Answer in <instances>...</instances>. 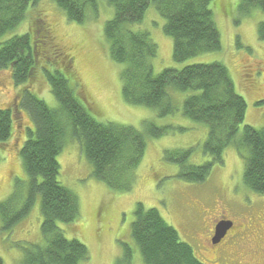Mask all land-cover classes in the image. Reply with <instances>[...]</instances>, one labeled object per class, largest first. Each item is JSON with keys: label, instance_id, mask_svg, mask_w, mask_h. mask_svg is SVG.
I'll use <instances>...</instances> for the list:
<instances>
[{"label": "trees", "instance_id": "trees-1", "mask_svg": "<svg viewBox=\"0 0 264 264\" xmlns=\"http://www.w3.org/2000/svg\"><path fill=\"white\" fill-rule=\"evenodd\" d=\"M42 1L68 23L79 25L89 14H97L104 3L112 16L104 23L103 42L109 59L122 66L119 75L124 102L156 110L159 118L179 110L180 118L206 127L202 152L210 160L190 164L193 147L164 153V158L178 167L181 180L203 183L216 165L223 164V151L232 147L245 156L242 186L251 193L264 194V129L243 124L246 103L236 93L227 69L218 62L191 63L154 74L157 45L139 26L152 3L164 20L163 33L172 39L175 63L218 52L221 43L211 7L214 0H0V75H7L4 80L19 86L12 94L15 97L5 106L0 104V147L13 140L16 114L25 112L33 127L28 129L19 152L28 186L22 194L16 185L6 201L0 202V220L11 230L28 215L38 196L42 216L43 243L24 249L23 264L89 263L87 248L76 239H66L58 228V224H71L79 217L77 197L57 179V156L68 132L91 164L93 177L112 190L126 191L136 180L133 174L142 161L148 137L157 139L170 130V126L149 121L143 122L141 131L98 120L80 94L73 57L65 56L52 42ZM220 2L217 0L214 10L222 7ZM254 9L263 13L264 0H238L240 17ZM21 27L24 31L18 33ZM257 33L264 40V22L258 25ZM37 75L48 84L55 108H50L32 87ZM170 89L187 95L175 104L168 94ZM5 99L0 97V101ZM133 214L130 237L143 264H203L156 209L137 204ZM114 264H133L132 250L122 245V255Z\"/></svg>", "mask_w": 264, "mask_h": 264}, {"label": "rangeland", "instance_id": "rangeland-1", "mask_svg": "<svg viewBox=\"0 0 264 264\" xmlns=\"http://www.w3.org/2000/svg\"><path fill=\"white\" fill-rule=\"evenodd\" d=\"M220 1V8L218 6L214 10L217 0L211 5L220 35V50L180 64L172 59L173 42L162 31L164 20L155 10L154 4L148 6L139 26L149 33L157 45L158 56L153 61V71L157 74L164 68H180L191 63L222 64L230 75L236 93L246 103L243 124L262 130L264 40L258 38L257 27L264 22V12L254 9L250 15L240 17L238 0ZM42 4L48 13L47 22L54 37L52 42L65 56L70 54L73 57L80 94L99 121L129 125L141 131L144 121L170 126V130L162 137H148L142 161L133 174L136 180L131 181L130 189L126 191L112 190L93 177L91 164L81 154L78 141L68 132L66 143L57 156V179L77 197L79 217L71 224H58L63 235L68 240H78L87 248L88 264H114L122 255V245L132 250L133 264H143L130 237L133 212L136 205L141 204L144 209H156L161 218L176 230L180 240L191 247L199 261L204 264H230L211 259L213 254L205 244V229L220 214L242 225L244 219L249 228L256 227L260 221L264 223V195L251 193L242 186L244 156L228 147L222 153L223 164L216 165L203 183L191 184L181 180L177 175L178 167L165 159L164 153L193 147L190 164L201 165L210 160L202 152L206 127L192 125L180 118L179 110L174 115L159 118L156 110L124 102L119 75L122 66L109 59L103 42L104 23L112 16V10L104 3L98 7L97 14H89L88 20L82 25L68 23L50 4L44 6L45 1ZM22 28L17 32H23ZM6 77L5 74L0 75V87L3 88L0 97L6 98L0 101L2 106L19 89L4 80ZM32 87L50 108L57 106L41 75H37ZM168 94L173 103L176 101L175 104H179L187 95L175 89H170ZM13 122V140L6 147H0L1 203L13 193L16 185L21 187L22 194L28 186V176L19 152L28 138V129L32 130L33 127L25 112L16 114ZM121 182L126 185L127 181L122 179ZM41 223L39 196L28 215L11 230L4 228L5 223L0 220V259L3 264H23L24 249L43 243ZM245 236L248 239L254 237L251 234ZM222 257L238 260L233 264H263L264 246L243 243L232 249L230 255Z\"/></svg>", "mask_w": 264, "mask_h": 264}, {"label": "flooded vegetation", "instance_id": "flooded-vegetation-1", "mask_svg": "<svg viewBox=\"0 0 264 264\" xmlns=\"http://www.w3.org/2000/svg\"><path fill=\"white\" fill-rule=\"evenodd\" d=\"M222 220H227V217L224 215H219L217 218H214L211 220V223L206 227L205 229V235L206 241L205 244L209 247L211 254H213V259L217 260L219 262H225V263H237L238 260H226L222 256H228L230 255V251L232 249H236L239 247V245L243 243H249V244H254L260 246H264V225L258 224L254 228H249L247 223L245 222L244 219H242V224L240 223H235L232 221V228L226 232V235L223 237V239L220 240L218 243L213 242V237H214V228L216 224ZM252 230L254 237L251 239L246 238V234H251ZM216 253V254H215ZM252 253V252H249ZM217 256H219L217 258ZM251 256V254H250ZM215 262V261H212ZM264 264V263H263Z\"/></svg>", "mask_w": 264, "mask_h": 264}, {"label": "water", "instance_id": "water-1", "mask_svg": "<svg viewBox=\"0 0 264 264\" xmlns=\"http://www.w3.org/2000/svg\"><path fill=\"white\" fill-rule=\"evenodd\" d=\"M230 222L222 221L215 227V235L213 238L214 243H217L224 235L225 233L231 228Z\"/></svg>", "mask_w": 264, "mask_h": 264}, {"label": "bare ground", "instance_id": "bare-ground-1", "mask_svg": "<svg viewBox=\"0 0 264 264\" xmlns=\"http://www.w3.org/2000/svg\"><path fill=\"white\" fill-rule=\"evenodd\" d=\"M58 22V21H57ZM75 46H77V45H75ZM76 48V47H75ZM176 67V66H175ZM262 85V84H261ZM216 254V253H215Z\"/></svg>", "mask_w": 264, "mask_h": 264}]
</instances>
